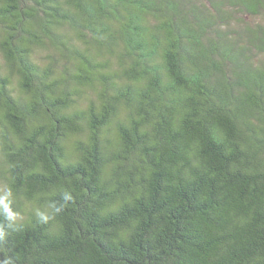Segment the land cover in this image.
Returning a JSON list of instances; mask_svg holds the SVG:
<instances>
[{
	"label": "trees",
	"instance_id": "obj_1",
	"mask_svg": "<svg viewBox=\"0 0 264 264\" xmlns=\"http://www.w3.org/2000/svg\"><path fill=\"white\" fill-rule=\"evenodd\" d=\"M0 264H264V0H0Z\"/></svg>",
	"mask_w": 264,
	"mask_h": 264
}]
</instances>
